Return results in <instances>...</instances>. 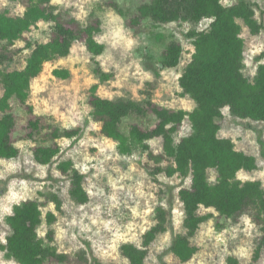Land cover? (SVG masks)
I'll return each instance as SVG.
<instances>
[{"label": "rangeland", "instance_id": "rangeland-1", "mask_svg": "<svg viewBox=\"0 0 264 264\" xmlns=\"http://www.w3.org/2000/svg\"><path fill=\"white\" fill-rule=\"evenodd\" d=\"M237 0H223L225 6ZM256 5L257 19L264 18V0H250ZM152 0H52L62 22L69 28L78 26L95 27L96 40L104 45L101 55L90 53L84 41L73 44L68 56L57 58L45 64L43 72L33 80L28 104L12 101V113L16 125L12 142L19 149L13 159H0V264H18L6 257L2 246L10 229L6 218L12 214L15 205L27 200L38 201L44 216L52 212L56 221L52 226L43 224L39 235L46 244L60 254L68 255L66 262L48 260L45 264H86L91 256L103 264H129L121 254V246L127 243L141 246L143 235L156 224V209L172 201L174 234H184V208L179 191L190 187L189 179L178 175L167 177L165 173L156 180L149 174L155 167L166 168L173 164L165 160L161 164L150 161L141 150L132 155L119 153L118 144L101 131V123L92 114L91 89L98 86L97 94L106 99H130L153 103L170 111L192 112L196 102L183 93L179 78L195 52L193 40L188 34L193 30H206L209 22L198 25L178 21L156 25L150 20L139 24L133 21L138 8ZM25 2L0 0V12L21 16L26 11ZM242 38L245 41L243 73L253 80L258 63L264 52V31L253 35L239 20ZM50 26L41 22L37 27L16 41L15 62L10 70H21L26 64L30 43H46L51 37ZM175 42L184 48L181 65L176 69H164L162 57L168 45ZM4 43L0 41V52ZM1 69V66H0ZM65 69L70 72L67 79L55 76L54 71ZM101 69L107 78L97 72ZM3 87L0 82V98ZM220 121L221 138L232 139L236 149L258 160V169L241 171L238 180L261 181L264 187V160L260 156L257 133H262L264 122L256 123L231 115L229 108L223 109ZM40 121L39 131L30 123ZM134 125L143 130L155 128L156 117L150 113L147 119L128 117L121 130L129 134ZM58 129L77 131L74 138L52 140ZM192 124L184 120L174 137L176 141L192 134ZM155 155L163 153V139L148 142ZM58 145L60 153L50 166H43L34 158V151L41 146ZM61 161H72L85 176L84 187L89 194L87 204L80 205L71 200L70 182L57 166ZM14 176L8 191L2 194V181ZM216 170L209 171V181L215 183ZM57 195L62 209L49 199ZM10 209V211H5ZM207 216L192 239L197 252L188 262H181L173 254L167 257L168 264H228L229 256L238 259L239 264H264V250L255 258L261 226L254 209L249 208L235 218H227L214 209L202 207L199 211ZM53 231L51 243L48 234ZM173 237L167 232L152 245L146 264H158L157 255L168 248Z\"/></svg>", "mask_w": 264, "mask_h": 264}, {"label": "trees", "instance_id": "trees-1", "mask_svg": "<svg viewBox=\"0 0 264 264\" xmlns=\"http://www.w3.org/2000/svg\"><path fill=\"white\" fill-rule=\"evenodd\" d=\"M25 2L26 11L21 16H11L0 12V41L4 43L0 52V82L3 95L0 98V159L18 157L19 149L12 142V133L16 125L12 113V101L22 105L28 104L31 86L44 69L46 63L70 54L73 44L84 41L87 50L95 56L104 51V45L95 38L92 25L69 28L60 19L52 0H8ZM256 5L250 0H237L233 5L225 6L223 0H152L138 8L135 24L150 20L153 24L163 25L184 21L198 25L204 19H211L206 30H193L188 38L193 40L195 52L192 59L179 78L184 94L196 102L192 112L184 110L170 111L156 106L151 99L134 101L130 99L110 100L97 94L98 86L91 89L92 114L99 123L101 131L107 138L117 142L119 153L132 155L141 150L149 160L161 164L171 160L172 165L163 168L157 166L149 174L156 180L165 173L167 177L178 175L183 180L191 181L190 187L179 191V199L184 208V228L186 233L174 234L173 204L156 209V224L142 237L141 246L127 243L121 246V254L129 264H146L152 245L157 238L167 232L173 237L168 248L157 255L158 264H168L167 257L173 254L181 262H188L197 252L192 245L201 224L207 220L199 211L202 207L214 209L227 218H235L245 210L252 208L261 226L255 258L264 250V187L261 181L238 180L241 171L252 172L258 169V160L236 149L232 139L219 136L223 119V109L229 108L233 117L256 123L264 122V52L257 57L256 75L253 80L243 73L245 41L242 38V26L239 20L253 35L264 31V18L257 19ZM41 22L50 26L51 37L46 43H30L26 48L30 55L21 70H10L15 62L12 47L24 34L37 27ZM184 48L171 42L163 54L161 65L164 69L178 68L183 59ZM102 78L107 75L98 69ZM55 76L67 79L70 72L65 69L54 71ZM152 113L157 119L153 129L143 130L134 125L129 134L121 130L124 119L136 117L147 119ZM188 118L192 124V134L176 141L174 135ZM39 131L40 121L30 123ZM257 133L260 156L264 160V139L262 133L249 125ZM77 131L56 129L51 135L53 141L59 138H74ZM155 138L163 139V153L155 155L148 144ZM60 153L58 145L41 146L34 151L37 163L50 166ZM57 170L70 182L69 195L72 201L84 205L90 200L84 187L85 176L72 161H61ZM216 170L215 183L209 181V171ZM14 176L2 181V194ZM51 202L58 211L62 202L57 195H51ZM56 215L52 212L44 216L38 201L27 200L15 205L13 212L6 218L10 234L2 250L9 259L18 264H45L48 260L66 262L69 257L60 254L55 248L46 244L39 235L43 224L52 226ZM48 239L54 241L53 231ZM86 264H103L91 256ZM228 264H239L234 256H229Z\"/></svg>", "mask_w": 264, "mask_h": 264}, {"label": "built area", "instance_id": "built-area-1", "mask_svg": "<svg viewBox=\"0 0 264 264\" xmlns=\"http://www.w3.org/2000/svg\"><path fill=\"white\" fill-rule=\"evenodd\" d=\"M211 19H204L202 22H209V25H210V23H211Z\"/></svg>", "mask_w": 264, "mask_h": 264}, {"label": "clouds", "instance_id": "clouds-1", "mask_svg": "<svg viewBox=\"0 0 264 264\" xmlns=\"http://www.w3.org/2000/svg\"><path fill=\"white\" fill-rule=\"evenodd\" d=\"M5 211H10V209H5Z\"/></svg>", "mask_w": 264, "mask_h": 264}]
</instances>
